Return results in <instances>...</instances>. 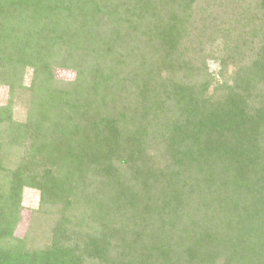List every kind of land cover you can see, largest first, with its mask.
I'll use <instances>...</instances> for the list:
<instances>
[{
	"label": "trees",
	"instance_id": "1",
	"mask_svg": "<svg viewBox=\"0 0 264 264\" xmlns=\"http://www.w3.org/2000/svg\"><path fill=\"white\" fill-rule=\"evenodd\" d=\"M0 85V264H264V0H0Z\"/></svg>",
	"mask_w": 264,
	"mask_h": 264
},
{
	"label": "rangeland",
	"instance_id": "2",
	"mask_svg": "<svg viewBox=\"0 0 264 264\" xmlns=\"http://www.w3.org/2000/svg\"><path fill=\"white\" fill-rule=\"evenodd\" d=\"M210 61V66L211 69H216L218 68V63L213 61L212 59ZM231 70V66L229 68ZM56 75L59 78L62 79H69V77H72L70 74L71 70L69 71L68 69H61V68H56L55 69ZM32 71L28 69L27 73L25 74V82L28 85L30 83V77H31ZM9 93H8V87L4 85H0V105L6 104L8 101ZM26 102H23V99H19L14 108V116L17 120H24L26 116ZM39 200V194L37 191H34L30 188H25L23 191V196H22V205H23V210H22V220L19 223V226L17 227V234L18 235H24L27 232L29 223H30V218H31V213L32 210L37 208L38 201Z\"/></svg>",
	"mask_w": 264,
	"mask_h": 264
}]
</instances>
